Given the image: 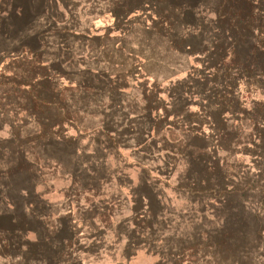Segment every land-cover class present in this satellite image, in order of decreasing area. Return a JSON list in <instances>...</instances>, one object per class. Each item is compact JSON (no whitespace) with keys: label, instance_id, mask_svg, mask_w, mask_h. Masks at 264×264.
<instances>
[{"label":"rangeland","instance_id":"obj_1","mask_svg":"<svg viewBox=\"0 0 264 264\" xmlns=\"http://www.w3.org/2000/svg\"><path fill=\"white\" fill-rule=\"evenodd\" d=\"M229 2L0 0V264H264V133L206 76Z\"/></svg>","mask_w":264,"mask_h":264},{"label":"trees","instance_id":"obj_2","mask_svg":"<svg viewBox=\"0 0 264 264\" xmlns=\"http://www.w3.org/2000/svg\"><path fill=\"white\" fill-rule=\"evenodd\" d=\"M228 9L218 24L221 39L212 46L209 54L213 58L208 54L206 64L209 71L206 76L212 79V98L218 108L215 112L216 115L221 112L246 114L255 129L264 133V20L259 22L264 14L254 15L253 3L243 0H230ZM226 19L230 20L228 24ZM206 76L200 81L205 82ZM253 94L258 97H252ZM29 95L34 108L41 110L50 105L38 99L34 86L30 87Z\"/></svg>","mask_w":264,"mask_h":264},{"label":"crops","instance_id":"obj_3","mask_svg":"<svg viewBox=\"0 0 264 264\" xmlns=\"http://www.w3.org/2000/svg\"><path fill=\"white\" fill-rule=\"evenodd\" d=\"M0 254H2V250H1ZM67 255H69V253ZM60 258L64 261V263L66 262L65 261V259H66V252L65 251H64L63 255L60 256ZM69 263H71V262H69Z\"/></svg>","mask_w":264,"mask_h":264}]
</instances>
